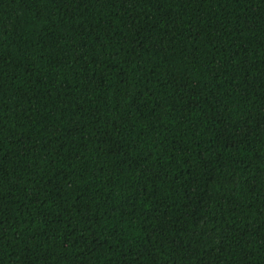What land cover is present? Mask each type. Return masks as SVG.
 I'll use <instances>...</instances> for the list:
<instances>
[{
    "label": "trees",
    "instance_id": "trees-1",
    "mask_svg": "<svg viewBox=\"0 0 264 264\" xmlns=\"http://www.w3.org/2000/svg\"><path fill=\"white\" fill-rule=\"evenodd\" d=\"M0 264H264V0H0Z\"/></svg>",
    "mask_w": 264,
    "mask_h": 264
}]
</instances>
